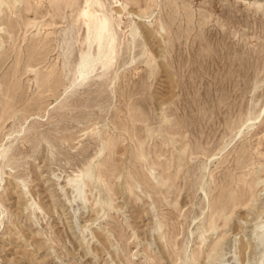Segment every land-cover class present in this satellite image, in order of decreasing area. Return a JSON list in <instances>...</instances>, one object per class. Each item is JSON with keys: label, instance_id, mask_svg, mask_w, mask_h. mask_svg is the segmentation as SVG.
Returning <instances> with one entry per match:
<instances>
[{"label": "rangeland", "instance_id": "obj_1", "mask_svg": "<svg viewBox=\"0 0 264 264\" xmlns=\"http://www.w3.org/2000/svg\"><path fill=\"white\" fill-rule=\"evenodd\" d=\"M0 264H264V0H0Z\"/></svg>", "mask_w": 264, "mask_h": 264}, {"label": "bare ground", "instance_id": "obj_2", "mask_svg": "<svg viewBox=\"0 0 264 264\" xmlns=\"http://www.w3.org/2000/svg\"><path fill=\"white\" fill-rule=\"evenodd\" d=\"M96 27H97V25H96ZM97 30H99V29H97ZM109 36H111V35H109ZM113 44H114V37L112 38L111 42L109 43L108 49L105 50L104 49V43H102L100 40L99 45H98L97 55L95 56V55H92L90 53L86 54V58H85L86 60L81 61L80 65L78 67L74 82H76L77 80H84L85 78H87L95 70V62L96 61L97 62L102 61L103 62L102 65L106 67V61L105 60L107 59L108 55H111L109 53H111L112 49L114 50ZM88 49H89V46H88ZM86 185H87L86 182L82 181V179H77V180H75V182L71 183L72 193H73V196L75 197V199L81 200V201L87 200V197L84 194V192H85L84 186H86Z\"/></svg>", "mask_w": 264, "mask_h": 264}]
</instances>
